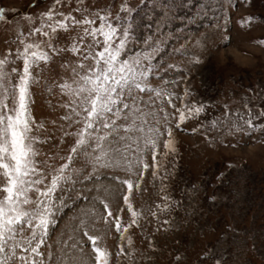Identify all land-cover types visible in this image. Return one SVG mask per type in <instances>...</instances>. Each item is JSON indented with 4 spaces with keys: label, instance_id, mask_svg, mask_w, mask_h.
<instances>
[{
    "label": "snow or ice",
    "instance_id": "1",
    "mask_svg": "<svg viewBox=\"0 0 264 264\" xmlns=\"http://www.w3.org/2000/svg\"><path fill=\"white\" fill-rule=\"evenodd\" d=\"M72 2L53 0L46 11L25 14L28 31L19 28L13 40L5 41L16 44L15 49L8 47L0 55V264H52L56 254L48 241L62 218L57 214L92 199L104 209L97 222L103 219L120 234L117 264L121 258L133 264L134 250L125 252L123 241L131 248L133 240L126 234L134 226L140 227L143 212L134 207L132 197L149 170L154 180L162 182L159 191L164 193L149 214L158 219L159 214L170 213L182 203L173 201L163 184L175 174V162L169 164V157L179 151L174 130H202L210 142L216 139L210 135L212 131L217 136L264 133V123H255L264 118V89L242 97V105L235 109L223 104V112L211 121V127L201 123L186 129L185 122L199 117L207 106L190 100L187 86L182 96L169 87L187 78L180 72L190 73L193 67L202 66L196 49L207 51V31L193 35L190 27L208 16L215 0L196 4L194 15H189L194 0H139L137 4L122 0L115 16L111 5L89 7L85 0H75L76 7L68 12L61 10ZM241 2L250 4L251 0ZM9 11L18 10L0 6V24L15 23ZM254 19L259 17L249 15L239 23L243 26ZM177 21L179 26H174ZM213 27L219 29L220 25ZM190 52L193 55L180 62L182 68L173 62L177 55ZM173 74L175 79L166 78ZM41 87L49 95L53 88L60 93V103L49 102L51 131L33 114L35 90ZM56 108L64 114L56 116ZM41 130L47 131L43 140L39 139ZM57 134L60 144L65 138L73 139L67 154L42 152L40 145L53 143ZM113 171H122L128 178L109 176ZM225 176L221 172L217 183L222 185ZM102 179L126 186L122 201L130 213L128 221L123 220L124 207L114 213L105 199L90 195L103 187L97 183ZM191 191L198 195L200 186L191 185ZM208 198L216 201L218 196ZM163 224L169 225L170 220ZM77 227L91 243V264H111L113 252L103 245V236L90 235L86 219H79ZM67 245L64 241L57 249L60 255L55 264H88L81 256L65 254ZM42 247L47 249L46 259ZM72 249L83 253L79 242L71 244L69 253ZM209 255L210 251L205 252L201 260ZM212 264H222V259H213Z\"/></svg>",
    "mask_w": 264,
    "mask_h": 264
},
{
    "label": "rangeland",
    "instance_id": "2",
    "mask_svg": "<svg viewBox=\"0 0 264 264\" xmlns=\"http://www.w3.org/2000/svg\"><path fill=\"white\" fill-rule=\"evenodd\" d=\"M52 2L53 0H0V6L18 10L8 13L15 23L0 24V55L8 47L15 49L16 44L9 45L5 41L13 40L19 28L28 31V22L23 16L46 11ZM121 2L122 0H115V3L113 0H85L89 7L111 5L113 16ZM200 2L203 0H194L189 15H194L196 4ZM33 3L35 6H32ZM132 3L137 4L139 0H132ZM75 7L73 0L70 6L61 10L68 12ZM249 15L259 19L242 26L239 21ZM216 24L220 25L219 29L213 27ZM174 26H179V21ZM190 30L193 35L207 31V51L201 53L200 49H196L203 64L193 67L190 73L180 72L179 75L187 78L178 85L169 87L182 96L187 86L191 94L190 100L207 106L199 117L185 122L186 129L201 123L211 127V121L223 112V104L228 103L235 109L242 105V97L264 89V44L259 43L264 40V0H251L250 4H244L241 0H215L210 4L208 16L191 26ZM225 36L228 40L224 39ZM191 43L194 41L190 42V46ZM191 55V52L186 56L177 55L173 62L182 68L183 64L180 62L186 61ZM166 78L175 79L176 75ZM35 94L33 114L38 122H45V130L51 131L52 125L48 121L53 116L49 102L51 105L61 102L59 90L53 88L49 95L41 87L35 90ZM174 102L177 107L180 106L179 101ZM261 107H264V103ZM55 113L56 116L64 114L59 108L55 109ZM255 123H264V118ZM45 130H41L40 140L45 139ZM174 132L179 151L174 157H169V164L171 166L172 161L175 162V174L163 184L167 185V194L172 200L182 203L173 206L170 213L159 214L158 219L152 217L149 210H155V204L161 203L160 198L164 193L159 191L163 186L162 182L154 180L149 170L140 188L134 189L132 197L134 207L143 212L139 220L140 227L134 226L126 234L133 240L131 248L126 239L123 241L125 252L134 250L133 264H212V260L216 258H221L222 264H264V133L257 131L251 135L217 136L212 131L210 135L216 139L210 142L202 130L197 133L190 130ZM72 143L73 139L69 137L60 144L57 134L53 143L40 145V148L49 156L57 151L60 155H66ZM55 163L58 166L59 159ZM229 165L233 167L229 168ZM221 172L226 174L222 185L216 180ZM108 175L128 178L122 171H113ZM97 183L103 187L99 192L93 189L90 195L105 199L114 213L118 207H124L123 220L128 221L130 213L122 201L126 186L112 179H102ZM193 184L200 186L198 195L191 191ZM87 187L92 188L93 185ZM211 195H217L218 199L210 200L208 197ZM91 209L95 210L94 214ZM83 213L88 215L85 217ZM103 214L102 205L94 199L80 201L75 207L70 206L58 213L62 218L48 241L56 254L52 264H55L56 256L60 255L57 249L63 246L64 241H68L67 247H64L65 254L81 256L91 264V243L77 227L82 218L87 220L90 235L103 236V245L113 252L111 264H117L115 253L122 241L120 234L114 228L110 229L103 219L97 222L96 218ZM165 219L170 220L169 225L163 224ZM69 236H73V240H68ZM253 237L255 248L252 247ZM58 240L60 243H57ZM75 242L83 247L82 254L76 249L69 253L71 244ZM41 250L45 252L46 259V247ZM209 251L210 255L201 260L204 253ZM177 256L181 257L179 261ZM120 264H129V261L121 258Z\"/></svg>",
    "mask_w": 264,
    "mask_h": 264
}]
</instances>
